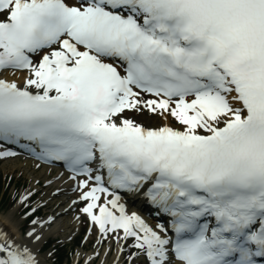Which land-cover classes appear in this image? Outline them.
<instances>
[{
    "label": "snow or ice",
    "instance_id": "1",
    "mask_svg": "<svg viewBox=\"0 0 264 264\" xmlns=\"http://www.w3.org/2000/svg\"><path fill=\"white\" fill-rule=\"evenodd\" d=\"M21 157L0 264H264V0H0Z\"/></svg>",
    "mask_w": 264,
    "mask_h": 264
},
{
    "label": "rangeland",
    "instance_id": "2",
    "mask_svg": "<svg viewBox=\"0 0 264 264\" xmlns=\"http://www.w3.org/2000/svg\"><path fill=\"white\" fill-rule=\"evenodd\" d=\"M7 164L8 165H10V162H8V161H3V162H1V164H0V188H1V186L3 187L4 185H6V184H8V186H7V188H9L10 189V191L12 192V185H13V182H15L16 184H18L19 183V185L21 184L22 186L21 187H25V185L27 184V178L25 177V175L23 176V177H21V176H19V175H17L16 173H13L12 174V176H11V174L10 173H8V167H7ZM4 172H7V174H9L10 176H11V180H9L8 179V177H9V175L7 176L6 175V177L5 178H3V176H4ZM10 181V182H9ZM4 184V185H3ZM24 184V185H23ZM18 185V186H19ZM10 186H12V187H10ZM16 186V185H15ZM5 187V186H4ZM21 187H19L18 189H17V191L21 188ZM3 191V190H2ZM0 194H1V192H0ZM3 202H6L5 200H3ZM2 204H1V200H0V212L1 213H3L6 209H8L11 205H12V203H8L7 205H3V206H1ZM84 234H82L81 233V237L83 236ZM79 236L80 235H76V237H75V239L73 240V241H71V242H66L65 244L66 245H64V246H62V245H59L58 247H59V252H60V254L62 253V255H61V260L63 261V259L66 257V255L68 254L67 253V251H68V249H69V246H71V250L70 251H72V253H70L69 254V259L70 258H72V256H73V253L75 252V250H76V247L74 246V247H72L73 245H71V244H73V242H74V244H77L78 243V239H79ZM78 237V238H77ZM80 237V238H81ZM81 241V240H80ZM61 247H63V249H60ZM89 247H91L90 245H89ZM60 260V261H61ZM53 263H55V262H53Z\"/></svg>",
    "mask_w": 264,
    "mask_h": 264
},
{
    "label": "bare ground",
    "instance_id": "3",
    "mask_svg": "<svg viewBox=\"0 0 264 264\" xmlns=\"http://www.w3.org/2000/svg\"><path fill=\"white\" fill-rule=\"evenodd\" d=\"M5 161H8L10 162V165L7 164V167H8V173L12 174L13 173H16L17 175L23 177L24 175L26 177L29 178V173H31L32 175H37V176H46L48 178H51L52 175H56L58 173V169L56 168H52V171H54L52 174H49V172L45 171L44 168L42 167L40 170H33L32 169V166H31V160L30 158H27V162H26V158L24 157H21L19 159H9V160H5ZM48 167H51V166H48ZM7 172H4V174H6ZM10 177V175H9ZM53 189L51 188H47V189H44V191L47 193V192H50L52 191ZM132 208V207H130ZM134 209V208H132ZM3 218V213L0 212V219ZM79 227V231H80V228H81V225L78 226ZM72 264H73V258H72ZM62 264H67V263H62Z\"/></svg>",
    "mask_w": 264,
    "mask_h": 264
}]
</instances>
